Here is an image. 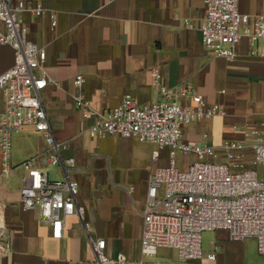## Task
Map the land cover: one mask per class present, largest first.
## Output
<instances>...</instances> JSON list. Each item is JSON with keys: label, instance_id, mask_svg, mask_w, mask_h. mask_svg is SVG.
<instances>
[{"label": "crops", "instance_id": "crops-1", "mask_svg": "<svg viewBox=\"0 0 264 264\" xmlns=\"http://www.w3.org/2000/svg\"><path fill=\"white\" fill-rule=\"evenodd\" d=\"M25 1L39 2L45 9L38 16L22 17L29 40L46 51L49 83L40 95L54 139L66 143L63 158L75 161L71 177L79 185L76 202L84 214L82 220L67 218L63 237L54 239L37 210L21 208L19 189L26 172L20 166L49 148L42 134L20 130L13 138L19 151L10 152L12 171L7 176L0 172V220L10 243V250L0 254V264H91L94 255L86 227L91 237L106 241L107 256L123 253L130 260L139 259L148 181L155 169L169 165L168 150L153 160L155 148L149 143L91 138L87 133L91 121L82 117L73 101L78 92L75 78L83 77L82 94L100 112L116 107L126 95L139 106L152 104L157 76L168 88L186 81L225 115L183 126L182 139L217 146L241 139L246 127L264 120V39L252 48L241 40L234 62L213 58L201 43L202 0ZM238 8L251 17L264 15V0H239ZM50 13L56 14L55 27ZM185 19L192 20V29L184 25ZM0 50L1 74L12 66L13 50L8 46ZM179 104L191 102L184 98ZM36 166L48 170L40 162ZM205 233L212 241L205 249L201 242L203 257L198 264H264V256L253 258L246 252L243 243L250 239L234 242L225 231ZM211 252L214 261L206 259Z\"/></svg>", "mask_w": 264, "mask_h": 264}, {"label": "built area", "instance_id": "built-area-1", "mask_svg": "<svg viewBox=\"0 0 264 264\" xmlns=\"http://www.w3.org/2000/svg\"><path fill=\"white\" fill-rule=\"evenodd\" d=\"M204 16L199 25L202 46L213 58L234 62L237 47L245 39L252 48L264 39V15L248 16L239 12V0H202ZM45 12L39 2L0 0V47L13 50L12 66L0 74L3 111L0 112V172L7 176L10 167L12 137L24 128L42 134L48 151L21 164L25 175L19 189L21 208L38 211L39 221L47 224L54 239L64 235L69 217L83 219L84 207L76 202L79 185L71 177L73 158H63L66 143L57 142L50 130L41 91L49 83L44 68L46 51L28 38L23 15L38 16ZM51 27L56 14H49ZM184 25L192 29V20ZM255 52L252 50L251 54ZM82 76L75 78L78 92L73 96L76 108L90 120L87 133L91 138H134L154 146L152 159L168 150L169 165L157 168L148 181L140 258L128 259L123 253L106 254V241L93 238L86 227L94 259L91 264H150L144 257L156 255L160 249L175 250L180 262L199 261L203 257L201 235L225 231L229 240L256 241V249L264 256V181L256 168L264 167V120L246 127L238 140H224L217 146L184 141L181 129L200 121L223 117L224 110L208 105L195 94L186 81L168 88L159 76L153 80L155 101L139 106L129 95L107 112L94 109L84 98ZM187 98L190 105L179 104ZM207 138V135H203ZM191 156L186 169L176 168V155ZM59 166L61 178L50 180L47 171L36 166ZM132 189H130V192ZM6 226L0 220V254L10 250ZM215 260V252L206 255ZM161 264V263H151Z\"/></svg>", "mask_w": 264, "mask_h": 264}, {"label": "rangeland", "instance_id": "rangeland-1", "mask_svg": "<svg viewBox=\"0 0 264 264\" xmlns=\"http://www.w3.org/2000/svg\"><path fill=\"white\" fill-rule=\"evenodd\" d=\"M1 52V50H0ZM1 60L3 59V52H1ZM3 62L0 61V64ZM14 135L12 137V147H11V152H18L19 151V145L14 144L13 142ZM191 156H183L181 154L176 155V168L179 169L180 171L186 169L188 163L192 161ZM47 172L49 174L50 180H59L61 178L60 176V167L59 166H51L47 167ZM258 179L264 181V167H257L256 168ZM252 240V241H251ZM212 241L211 237H208V233H202L201 236V242H202V247L205 249L207 246L210 245ZM244 248L246 249V252L249 254L250 257L253 258H259L260 255L257 252L256 249V242L254 239H250L245 241L244 243ZM145 262L147 263H161V264H198L197 261L193 262H180L177 256V252L175 250H169V249H160L156 253V255L151 256V257H144L143 258Z\"/></svg>", "mask_w": 264, "mask_h": 264}]
</instances>
